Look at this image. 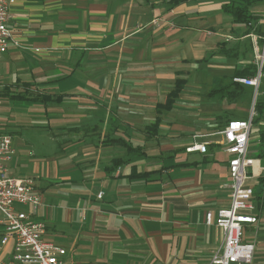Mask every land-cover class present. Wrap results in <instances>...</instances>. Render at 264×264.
Masks as SVG:
<instances>
[{
    "label": "crops",
    "instance_id": "1",
    "mask_svg": "<svg viewBox=\"0 0 264 264\" xmlns=\"http://www.w3.org/2000/svg\"><path fill=\"white\" fill-rule=\"evenodd\" d=\"M172 1L11 4L7 28L21 47L0 56V131L15 150L9 175L29 178L42 195L37 211L23 210L65 250L63 264H206L222 246L223 233L205 223L229 203V157L217 133L251 111L256 118L242 97L250 87L234 79L249 77L235 73L256 65L261 42L222 13L223 0ZM252 10L264 29V5ZM176 81L184 84L172 107L157 112ZM231 81L242 92L233 101L219 92ZM17 94L28 99L9 97ZM39 95L60 100H30ZM257 131L249 186L264 174ZM195 135L204 154L185 151ZM253 205L243 241L254 245L250 264H264V210Z\"/></svg>",
    "mask_w": 264,
    "mask_h": 264
},
{
    "label": "built area",
    "instance_id": "2",
    "mask_svg": "<svg viewBox=\"0 0 264 264\" xmlns=\"http://www.w3.org/2000/svg\"><path fill=\"white\" fill-rule=\"evenodd\" d=\"M13 0H0V56L11 48L21 45L12 38L7 28L9 11ZM264 41V37H263ZM256 51L257 72L248 78H235L234 82L250 87L257 93L264 77V42ZM253 111L245 120H231L218 132L228 154L229 203L205 216L206 225L213 223L223 233L222 246L216 250L206 264H250L254 245L243 242L244 224H253L255 217L249 215L254 209L252 188L247 184L257 174L254 160L248 154L252 129ZM203 136H193V142L185 148L187 153L204 154L207 143L199 142ZM15 154L11 137L0 131V264H63L65 250L44 240L45 225L32 220V212L42 205V195L35 190L29 178L9 175L8 164ZM102 193L98 194V198ZM30 207L31 213L23 210ZM5 255V256H4Z\"/></svg>",
    "mask_w": 264,
    "mask_h": 264
},
{
    "label": "trees",
    "instance_id": "3",
    "mask_svg": "<svg viewBox=\"0 0 264 264\" xmlns=\"http://www.w3.org/2000/svg\"><path fill=\"white\" fill-rule=\"evenodd\" d=\"M173 4H177L176 1H172ZM257 5H264V0H223V3L221 5V11L223 14L229 16L231 18L232 23L241 25L245 27L244 34L245 35H255L260 38L261 44H263V37H264V29L262 28V25L260 24L261 16L257 15L253 12L254 6ZM223 44H220L219 47H222ZM221 54L229 55L232 53V50H226L223 49L219 50ZM257 72V66H250L247 70L244 71H236L235 77H253L255 76ZM175 89L169 97L166 100V103L164 105H159L157 107V112L161 110L170 109L173 104L174 98L178 95L180 89L182 88V85L184 84L183 81H176L175 82ZM235 84L231 81L226 86L222 87L219 92H221V97L226 98L228 100H235L241 95V90H237V88L234 86ZM7 95V94H6ZM11 99H21V100H27L28 98L25 95L17 94L14 96H9ZM52 98L49 95H39L37 97H33L30 100L46 103L49 101L57 102L60 100V97L55 98V100H52ZM254 112L256 113V118L252 120V127H257L258 131V151L256 153V157L259 159L264 160V127L259 126V122L263 120L264 118V99L259 100L255 99L254 104ZM156 125L149 126V129H154ZM111 143H115L118 145H121L125 149L129 151H136L140 150V148H134L127 144L123 140H112ZM119 160L114 161L115 167H118L120 165ZM252 188V201L255 203V206L259 210H264V174L260 176L254 185L251 186Z\"/></svg>",
    "mask_w": 264,
    "mask_h": 264
},
{
    "label": "rangeland",
    "instance_id": "4",
    "mask_svg": "<svg viewBox=\"0 0 264 264\" xmlns=\"http://www.w3.org/2000/svg\"><path fill=\"white\" fill-rule=\"evenodd\" d=\"M263 47V45H261L260 44V47H259V49H260V51H261V48ZM254 60H255V64L257 63V60H256V58H255V56H254ZM104 71H106V68H104L103 69ZM263 73H264V62H263ZM198 79V78H197ZM195 80L194 82H192V80H193V78L191 79V81H190V84L191 85H194V83L195 84H200L201 82H199L198 80ZM204 84H207V83H204ZM260 85H261V88L260 89H263L264 88V78L261 80V82H260ZM259 88H258V90H259ZM258 90H257V93H258ZM257 96H258V94H256L255 95V92H254V90L253 89H251V88H249V89H246L245 90V92H244V94H243V98L244 97H249V99L251 98V102L253 101V99H256L257 98ZM122 116H124L123 114H121ZM250 146V145H249ZM251 146H254L253 144L251 145ZM254 147H249V154H250V150H252ZM244 242V241H243Z\"/></svg>",
    "mask_w": 264,
    "mask_h": 264
},
{
    "label": "water",
    "instance_id": "5",
    "mask_svg": "<svg viewBox=\"0 0 264 264\" xmlns=\"http://www.w3.org/2000/svg\"><path fill=\"white\" fill-rule=\"evenodd\" d=\"M254 103H255V99H253V104L252 105H254Z\"/></svg>",
    "mask_w": 264,
    "mask_h": 264
}]
</instances>
